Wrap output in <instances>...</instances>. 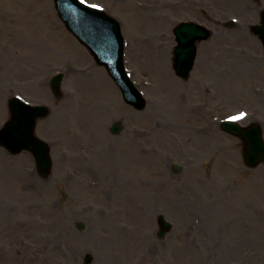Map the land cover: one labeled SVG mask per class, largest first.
<instances>
[{"label": "rangeland", "instance_id": "1", "mask_svg": "<svg viewBox=\"0 0 264 264\" xmlns=\"http://www.w3.org/2000/svg\"><path fill=\"white\" fill-rule=\"evenodd\" d=\"M84 1L120 21L147 106L126 104L54 0H0V127L14 96L48 106L36 134L53 158L43 178L32 153L0 146V264H85L88 253L90 264H264V164L246 166L242 142L220 127L241 112L242 124L263 123L254 87L264 85V50L251 27L264 0L209 2L213 36L187 78L174 70L172 28L201 2ZM115 121L121 135L109 131ZM159 214L174 224L164 239Z\"/></svg>", "mask_w": 264, "mask_h": 264}, {"label": "water", "instance_id": "2", "mask_svg": "<svg viewBox=\"0 0 264 264\" xmlns=\"http://www.w3.org/2000/svg\"><path fill=\"white\" fill-rule=\"evenodd\" d=\"M60 16L68 28L85 43L99 64L105 65L124 93L126 101L137 109H144L146 99L136 88L124 65V38L121 33L120 23L103 10L92 8L79 0H55ZM262 34L264 36V27ZM188 36V39L185 38ZM180 46L176 49L175 69L180 76L190 74L196 56L195 40L208 35V29L195 24L183 25V32L178 31ZM63 74H57L52 84L59 92ZM12 119L0 128V144L13 154L23 150L34 153L38 168L43 176H48L52 167L50 148L48 144L35 136V126L38 118L48 114L46 106L30 105L20 98L11 101ZM222 127L238 135L245 141V158L250 166L264 162V140L258 125L242 127L236 122L224 121ZM122 125L116 122L112 128L114 133H120ZM180 165H175L174 170L179 171ZM160 230L158 235L164 238L172 229L171 222L164 215L158 218ZM83 228L84 224L79 223ZM87 256L86 262L91 261Z\"/></svg>", "mask_w": 264, "mask_h": 264}, {"label": "flooded vegetation", "instance_id": "3", "mask_svg": "<svg viewBox=\"0 0 264 264\" xmlns=\"http://www.w3.org/2000/svg\"><path fill=\"white\" fill-rule=\"evenodd\" d=\"M198 2H201L203 5L196 6L195 5L196 2L194 1L193 6H188L189 8L187 11L190 12V10H191V12H192V13H189L188 19L199 21L200 23H202L204 25H206L207 22L211 23V21H212V10H211V5L209 3V2H211V0H198ZM176 12H178V13L181 12L180 4L176 5ZM261 14H263V11L261 12ZM191 15L193 16L192 18H190ZM253 32H254V30H253ZM258 40H259V45H261V48L264 50V44H263L262 39H260V37H258ZM255 89H256V93L258 94L257 97L259 100V104H264V102L262 101V97L260 96V95L264 94V85L255 86ZM261 112L264 113V111H261ZM262 126H263L262 128L264 131V122H263Z\"/></svg>", "mask_w": 264, "mask_h": 264}, {"label": "bare ground", "instance_id": "4", "mask_svg": "<svg viewBox=\"0 0 264 264\" xmlns=\"http://www.w3.org/2000/svg\"><path fill=\"white\" fill-rule=\"evenodd\" d=\"M162 66H163L162 67V71H165L166 74H167L165 76L166 78H164L165 83H169V82H171L173 80V77H172V74L170 73V71L168 70V63H163ZM139 78L142 81L141 84L146 87L145 76L144 75H140Z\"/></svg>", "mask_w": 264, "mask_h": 264}, {"label": "snow or ice", "instance_id": "5", "mask_svg": "<svg viewBox=\"0 0 264 264\" xmlns=\"http://www.w3.org/2000/svg\"><path fill=\"white\" fill-rule=\"evenodd\" d=\"M81 2H84V0H81ZM91 7L92 8H99L100 5L99 4H92ZM245 116H246V113L241 112L236 116L229 117V119L236 121V120H240V119L244 118Z\"/></svg>", "mask_w": 264, "mask_h": 264}]
</instances>
